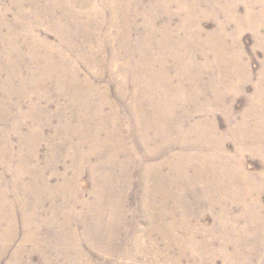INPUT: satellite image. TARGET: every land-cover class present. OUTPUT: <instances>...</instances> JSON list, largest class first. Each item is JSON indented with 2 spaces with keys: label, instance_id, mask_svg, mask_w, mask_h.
<instances>
[{
  "label": "rangeland",
  "instance_id": "1",
  "mask_svg": "<svg viewBox=\"0 0 264 264\" xmlns=\"http://www.w3.org/2000/svg\"><path fill=\"white\" fill-rule=\"evenodd\" d=\"M0 264H264V0H0Z\"/></svg>",
  "mask_w": 264,
  "mask_h": 264
}]
</instances>
